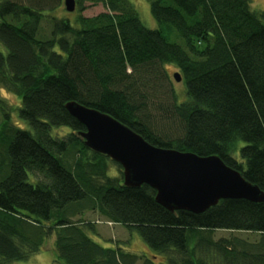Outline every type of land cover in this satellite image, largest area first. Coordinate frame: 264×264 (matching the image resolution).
<instances>
[{
    "label": "trees",
    "instance_id": "trees-1",
    "mask_svg": "<svg viewBox=\"0 0 264 264\" xmlns=\"http://www.w3.org/2000/svg\"><path fill=\"white\" fill-rule=\"evenodd\" d=\"M75 1L73 14L65 0H0V89L20 98L29 126L12 123L0 95V264L51 238L53 264H264V203L170 212L148 185L126 187L66 109L108 114L157 148L219 156L264 192V12L251 0H151L148 29L130 0ZM87 213L137 232L155 255L99 244Z\"/></svg>",
    "mask_w": 264,
    "mask_h": 264
},
{
    "label": "water",
    "instance_id": "water-1",
    "mask_svg": "<svg viewBox=\"0 0 264 264\" xmlns=\"http://www.w3.org/2000/svg\"><path fill=\"white\" fill-rule=\"evenodd\" d=\"M75 0H65L67 12L76 10ZM176 82H182L179 73ZM72 117L86 127L85 145L109 157L123 169L124 185L156 190V201L170 212L202 214L222 200L244 199L264 203V192L227 166L219 156L157 148L112 116L77 102L66 104Z\"/></svg>",
    "mask_w": 264,
    "mask_h": 264
},
{
    "label": "rangeland",
    "instance_id": "rangeland-1",
    "mask_svg": "<svg viewBox=\"0 0 264 264\" xmlns=\"http://www.w3.org/2000/svg\"><path fill=\"white\" fill-rule=\"evenodd\" d=\"M136 7L139 16L142 20V22L145 24V26L148 27V29H158V24L154 20L152 14H151V0H130ZM252 2V8L255 11L264 12V0H251ZM65 9V8H64ZM106 9L103 5H94L89 6L87 5V9L84 11V15L86 17H94L97 16L103 12H105ZM169 74L171 78L174 80L173 76L177 73V70L169 66ZM175 88L177 91L181 94H184V86L183 83L174 81ZM0 95L5 100L6 103L13 106V108L16 109L15 112L12 114V123L17 126L16 124H22L26 128H29V126L26 123H21V120L19 118V112L17 110L18 107L21 106V100L19 97H17L15 94L11 93L10 91L1 88L0 89ZM1 115V114H0ZM2 117V116H1ZM4 121V118L2 117V123ZM24 128V127H19ZM56 131V130H55ZM110 175L111 176H120L117 166L110 165ZM32 177H30V181H32ZM84 219L86 221L94 223L96 226L95 232L91 233V237L98 242L99 244L105 246V247H115L116 245H121L124 247L127 252H131L134 254H138L139 256L146 255L149 258H153L155 255L154 252H152L143 241L142 237L137 234V232L129 231L123 226L120 225H114L108 221L107 219L101 217L98 213H87L85 214ZM232 233L228 231H216L214 234L215 239H220L223 237H229ZM243 238L247 237L252 240L256 238L255 235L252 234H244V232L238 233ZM57 254L56 250L54 249V238L49 239L45 247L42 248V252L40 254L34 255L32 258H30L26 262H15L13 264H53L56 260ZM155 259V258H154ZM12 264V263H11Z\"/></svg>",
    "mask_w": 264,
    "mask_h": 264
}]
</instances>
